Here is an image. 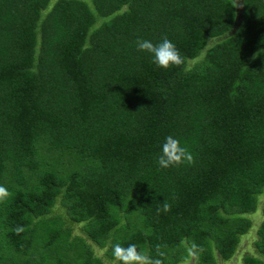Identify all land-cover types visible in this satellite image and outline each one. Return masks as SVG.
Here are the masks:
<instances>
[{"label":"trees","instance_id":"obj_1","mask_svg":"<svg viewBox=\"0 0 264 264\" xmlns=\"http://www.w3.org/2000/svg\"><path fill=\"white\" fill-rule=\"evenodd\" d=\"M165 37L182 65L137 50ZM169 135L194 163L159 168ZM0 185V264L228 260L264 214V0H0Z\"/></svg>","mask_w":264,"mask_h":264},{"label":"clouds","instance_id":"obj_2","mask_svg":"<svg viewBox=\"0 0 264 264\" xmlns=\"http://www.w3.org/2000/svg\"><path fill=\"white\" fill-rule=\"evenodd\" d=\"M235 4L236 0H234ZM136 47L138 51L150 53L153 58V63L158 67L168 68L170 66H180L184 63V58L181 56L179 49L167 37L156 44L149 40L138 38ZM156 163L161 169H167L185 163L191 165L194 163V156L187 143H182L179 138L169 135L164 138V141L160 145V153L156 158ZM12 195L13 193L6 186L0 185V202H4ZM170 207L168 203H164L163 211H169ZM24 230L23 226H17L15 228L17 234ZM145 234L147 235L148 233ZM162 247H167V245L162 246L157 244L156 257H152L148 252L139 248L136 243H130L127 246L116 243L112 245V257L114 264H164L163 258L167 254L162 250ZM196 247L195 244L192 245L193 249Z\"/></svg>","mask_w":264,"mask_h":264},{"label":"rangeland","instance_id":"obj_3","mask_svg":"<svg viewBox=\"0 0 264 264\" xmlns=\"http://www.w3.org/2000/svg\"><path fill=\"white\" fill-rule=\"evenodd\" d=\"M262 197H260V200ZM61 209V205L59 202H56L52 212H58ZM249 218L251 220V228L249 231L242 235L240 237V241L237 245V248L234 252V254L226 261H221L219 258L216 259L217 264H242L241 258L244 253H253V248H252V242L256 238V229L259 226L260 222L264 219V214L261 213V211L258 209L254 213L249 215ZM71 232L72 234H79L81 233L79 230V225L78 224H72L71 225ZM93 250L95 253L99 256L102 254V250L97 248L96 246L92 245ZM104 259V258H103ZM106 260V259H104ZM113 264V263H110ZM185 264H192L191 260L187 261Z\"/></svg>","mask_w":264,"mask_h":264}]
</instances>
